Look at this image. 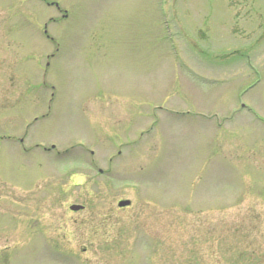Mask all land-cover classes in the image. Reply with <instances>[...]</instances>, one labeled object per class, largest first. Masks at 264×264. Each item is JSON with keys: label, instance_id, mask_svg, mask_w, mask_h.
I'll return each mask as SVG.
<instances>
[{"label": "rangeland", "instance_id": "374dc122", "mask_svg": "<svg viewBox=\"0 0 264 264\" xmlns=\"http://www.w3.org/2000/svg\"><path fill=\"white\" fill-rule=\"evenodd\" d=\"M54 1L0 0V264H264L251 0Z\"/></svg>", "mask_w": 264, "mask_h": 264}, {"label": "flooded vegetation", "instance_id": "af4514ba", "mask_svg": "<svg viewBox=\"0 0 264 264\" xmlns=\"http://www.w3.org/2000/svg\"><path fill=\"white\" fill-rule=\"evenodd\" d=\"M34 2H41L44 3L47 7L53 8L56 10V14H57V18L53 17V16H49L48 17V21L44 24V32L47 31V26L50 23H59L60 19H65L67 18V14L65 13V10L62 9L59 5L58 2L54 1V0H32ZM253 9L257 8V0H253ZM20 142H22V140H20Z\"/></svg>", "mask_w": 264, "mask_h": 264}, {"label": "water", "instance_id": "95a60500", "mask_svg": "<svg viewBox=\"0 0 264 264\" xmlns=\"http://www.w3.org/2000/svg\"><path fill=\"white\" fill-rule=\"evenodd\" d=\"M129 204H130L129 200H121L118 202V206H120V207L127 206ZM79 208H80V206H76V205L71 206V209H74V210H77Z\"/></svg>", "mask_w": 264, "mask_h": 264}]
</instances>
